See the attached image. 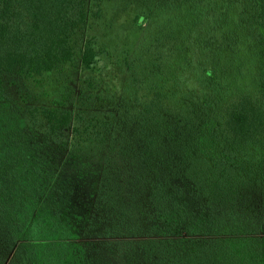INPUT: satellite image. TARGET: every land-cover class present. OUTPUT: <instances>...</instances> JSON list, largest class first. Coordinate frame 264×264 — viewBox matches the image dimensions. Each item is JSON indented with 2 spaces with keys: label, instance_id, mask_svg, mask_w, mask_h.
<instances>
[{
  "label": "trees",
  "instance_id": "trees-1",
  "mask_svg": "<svg viewBox=\"0 0 264 264\" xmlns=\"http://www.w3.org/2000/svg\"><path fill=\"white\" fill-rule=\"evenodd\" d=\"M245 1L264 35V0ZM101 2L0 0V264H264V62L257 91L233 89L221 57L191 76L189 46L160 34L171 69L126 62L122 97L88 33Z\"/></svg>",
  "mask_w": 264,
  "mask_h": 264
},
{
  "label": "rangeland",
  "instance_id": "rangeland-1",
  "mask_svg": "<svg viewBox=\"0 0 264 264\" xmlns=\"http://www.w3.org/2000/svg\"><path fill=\"white\" fill-rule=\"evenodd\" d=\"M191 2L196 7L187 13L185 7ZM234 2H227L226 10L217 18V12H210V0H102L101 15L90 19L88 33L93 34L98 44L110 54L101 66L106 77L104 84L108 88L116 87L119 90L117 94L122 97L127 93L126 97H132L137 87L135 79L131 78L132 72L129 68L125 70V64L133 60L137 65L148 63L152 53L160 57V72L171 69L166 64V49L154 48L161 34L164 45L171 43L174 37L180 41L176 48L189 46L187 63L192 68L189 75L194 76L205 66L207 57L203 54L210 52L214 65L218 56L223 59L226 77L232 82L233 89L240 86L251 92L257 91L258 61L264 62V54L261 56L264 35L249 20L239 16V12L248 13L249 9L245 7L247 1ZM214 4L219 5L218 13L223 11L222 4L225 2L217 1ZM138 14L141 15L140 20L136 17ZM166 34L172 37H166ZM144 72L143 89L151 92L158 74L152 73V69ZM68 73L72 76L79 74L75 66H70L65 71L44 77L42 85L31 84V104L51 102L55 95L49 96L47 87L51 84L53 90L58 92L60 87H64ZM197 75L201 80L200 73Z\"/></svg>",
  "mask_w": 264,
  "mask_h": 264
}]
</instances>
